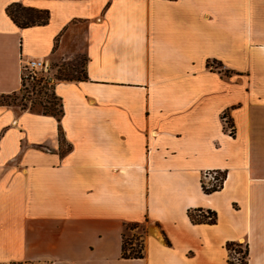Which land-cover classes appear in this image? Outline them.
<instances>
[{
	"label": "crops",
	"instance_id": "crops-1",
	"mask_svg": "<svg viewBox=\"0 0 264 264\" xmlns=\"http://www.w3.org/2000/svg\"><path fill=\"white\" fill-rule=\"evenodd\" d=\"M15 3L47 23L17 27ZM79 54L60 122L0 106V264H227L236 242L264 264V0H0V95L21 61Z\"/></svg>",
	"mask_w": 264,
	"mask_h": 264
},
{
	"label": "trees",
	"instance_id": "trees-1",
	"mask_svg": "<svg viewBox=\"0 0 264 264\" xmlns=\"http://www.w3.org/2000/svg\"><path fill=\"white\" fill-rule=\"evenodd\" d=\"M17 10H19V14H17ZM6 14L7 16L12 20V22L19 28L25 29L33 26H42L45 25L48 21V13L46 11H37L33 10L30 8H25L23 7L20 3H15L11 4L7 7L6 9ZM209 66V65H207ZM84 67V66H83ZM59 76H56L55 79L62 81H71V80H76L74 78L69 77L68 73L65 72V75L62 76L60 71H58ZM69 77V78H68ZM85 78L84 75V70H83V77ZM79 80V79H77ZM41 80L35 83V87L37 88V95L38 96H44L45 98L48 97L46 93V86H41L40 87ZM24 87L22 85L21 89ZM19 90V92L21 91ZM51 91L53 94V98L55 100V103H51L49 99H46V102L48 105L56 106L57 109L55 108H47V107H42L40 103H37L41 108L40 111L33 109V108H27L24 104L20 105L22 110H30L33 113L36 114H41V115H47V116H52L54 117L57 122H60L61 116H62V109H61V104L59 102V99L54 95L52 87ZM18 93V92H17ZM17 93H13L11 95H0V106H12L15 105V101H17ZM25 99L23 96L20 100ZM49 100V101H48ZM32 105H35L34 103ZM226 116V115H224ZM229 125L231 124L230 119H228ZM232 125V124H231ZM59 140L61 145L63 144L62 140V133L61 129L59 128ZM225 177V175L223 174ZM217 190H211L206 192V194H211L216 192ZM201 213V212H200ZM199 212L196 213H189V219L192 223H207V224H214L216 215L215 213L211 211H206L205 214ZM135 226L130 227V230L134 229ZM136 241V245H134L132 242ZM226 250L228 253L231 251H235L236 253H241V250L239 249L241 245L238 243H227L226 244ZM245 251L243 252V255L240 259V264H247V256H248V248L247 245H244ZM234 248V249H233ZM142 250H143V244L142 241H138V237L133 236L132 239H126L123 237V242H122V249H121V256L123 259H140L142 258ZM231 257L228 258L227 264H234L231 260ZM10 264H31V263H10Z\"/></svg>",
	"mask_w": 264,
	"mask_h": 264
},
{
	"label": "rangeland",
	"instance_id": "rangeland-1",
	"mask_svg": "<svg viewBox=\"0 0 264 264\" xmlns=\"http://www.w3.org/2000/svg\"><path fill=\"white\" fill-rule=\"evenodd\" d=\"M19 10H17V14H19ZM84 62H85V58L82 54H79L78 56H76L71 62H63L62 59L60 60L58 57L54 56L49 64V73L51 72L55 77L59 76L58 71H60V73L63 75H65V72L68 73L69 77L74 78V79H81L83 77V66H84ZM68 77V78H69ZM40 76H38V79H35L34 81L30 82L28 81L27 83H25L24 87L21 89L20 92L17 93V101H15V105L12 106H17L19 108L20 105L24 104L27 108H33L36 109L38 111L41 110L42 107H47V108H55L57 109V107L52 106V105H48L46 102V99H49L51 103H55V100L53 98V94L51 91V86H49L48 84H45L44 82L40 83V87L41 86H46V93L48 97H42V96H38L36 91L37 88L35 87V83H37L38 81H40ZM22 96L25 99H22ZM48 100V101H49ZM35 105H32V104ZM37 103H40L42 107H40L39 105H37ZM125 238L126 239H132L133 240V236H131V233H125ZM138 241H141L138 238ZM134 245H136V241L132 242ZM241 246H244V243H239L236 242ZM234 249V248H233ZM230 256L233 255L232 251L229 253Z\"/></svg>",
	"mask_w": 264,
	"mask_h": 264
},
{
	"label": "built area",
	"instance_id": "built-area-1",
	"mask_svg": "<svg viewBox=\"0 0 264 264\" xmlns=\"http://www.w3.org/2000/svg\"><path fill=\"white\" fill-rule=\"evenodd\" d=\"M38 76H40L42 82L49 86L54 82V75L51 72L49 73V65L45 61H21V87L28 81L32 82L35 79H38ZM222 122L225 131L230 135H233V127L231 124L229 125L228 118L224 115L222 117ZM224 179L225 177L220 171H205L201 174L199 183L202 191L206 194V192L211 190H220L223 186ZM239 249L241 250V253L232 251L233 255H229V257H231L230 260L234 264H240V259L245 251L244 246H241Z\"/></svg>",
	"mask_w": 264,
	"mask_h": 264
}]
</instances>
